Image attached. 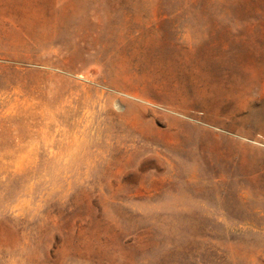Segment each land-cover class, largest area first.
I'll use <instances>...</instances> for the list:
<instances>
[{"label": "rangeland", "instance_id": "obj_1", "mask_svg": "<svg viewBox=\"0 0 264 264\" xmlns=\"http://www.w3.org/2000/svg\"><path fill=\"white\" fill-rule=\"evenodd\" d=\"M0 264H264V0H0Z\"/></svg>", "mask_w": 264, "mask_h": 264}]
</instances>
